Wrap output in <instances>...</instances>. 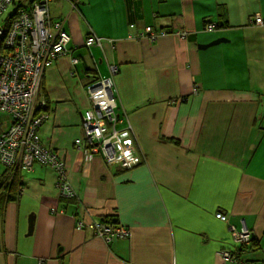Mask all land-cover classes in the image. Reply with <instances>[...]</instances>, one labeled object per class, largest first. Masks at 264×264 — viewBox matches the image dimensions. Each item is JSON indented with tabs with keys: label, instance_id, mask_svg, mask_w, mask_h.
I'll list each match as a JSON object with an SVG mask.
<instances>
[{
	"label": "crops",
	"instance_id": "obj_1",
	"mask_svg": "<svg viewBox=\"0 0 264 264\" xmlns=\"http://www.w3.org/2000/svg\"><path fill=\"white\" fill-rule=\"evenodd\" d=\"M72 1L50 4L71 40L43 75L40 135L75 197L60 195L51 167L0 166V183L16 177L22 189L0 205V264H232L223 253L240 258L243 225L252 239L241 258L264 262V24L253 22L264 0ZM149 26L164 34L151 42ZM91 35L100 42L87 46ZM108 77L116 127L140 159L131 169L87 159L75 143L87 86ZM105 219L129 237L89 227Z\"/></svg>",
	"mask_w": 264,
	"mask_h": 264
},
{
	"label": "built area",
	"instance_id": "obj_2",
	"mask_svg": "<svg viewBox=\"0 0 264 264\" xmlns=\"http://www.w3.org/2000/svg\"><path fill=\"white\" fill-rule=\"evenodd\" d=\"M52 0H0V112L11 117L10 126L0 133V166L11 174L17 170L29 171L34 163L51 167L58 174L57 187L65 198L75 197L67 183L65 165L55 151L43 146L40 129L48 116L42 110L46 102L41 100V86L45 69L59 56L68 52L70 34L64 22L53 21L49 15ZM11 9V10H10ZM253 22L263 25L259 15ZM216 28L206 26L207 31ZM164 33L146 28V36L154 42ZM184 34L183 36H185ZM97 37H89L87 46L99 43ZM73 64L78 60L74 58ZM115 72L116 69L112 68ZM113 78L96 79L87 86L91 108L83 115V137L75 140L87 159L102 155L111 167L131 169L140 163L135 155V140L127 130L117 129L119 117L115 113L116 99L113 95ZM22 189L19 190L21 195ZM223 222L227 217L216 216ZM84 224L79 222L78 229ZM95 233L111 240L113 237H129L130 233L119 224L98 221L89 225ZM234 239L241 245L239 255L224 252L225 262L232 264H264L242 259L243 247L250 244V230L243 225L234 232ZM241 249V250H240Z\"/></svg>",
	"mask_w": 264,
	"mask_h": 264
},
{
	"label": "trees",
	"instance_id": "obj_3",
	"mask_svg": "<svg viewBox=\"0 0 264 264\" xmlns=\"http://www.w3.org/2000/svg\"><path fill=\"white\" fill-rule=\"evenodd\" d=\"M54 0H52V1H50V3H49V15H50V17H51V13H50V4L53 2ZM72 6L73 7H76L77 8V6L78 5H80V1L79 0H73L72 1ZM51 20H53V21H59V22H64L63 20H56V19H53L52 17H51ZM64 26H65V23H64ZM131 27H133V26H131ZM149 27H151L156 33H160V32H158L157 30H155L152 26H149ZM65 28V27H64ZM147 28V27H146ZM146 30V29H145ZM68 32V31H67ZM89 37H96L95 35H91V36H89ZM88 37V38H89ZM87 38V39H88ZM96 44V43H95ZM94 44V45H95ZM93 46V45H92ZM2 125H5V124H0V133L1 132H3L5 129H7V128H3V126ZM43 144V143H42ZM44 146V145H43ZM45 147V146H44ZM21 188H18V185H16V177H14V179L12 180V181H4V182H2V184L0 183V205L1 204H4L5 202H12V201H15V200H17L18 199V197L20 196L19 195V190H20ZM103 221H108V220H103ZM116 221L117 220H115V221H108L109 223L111 222V223H113V224H117L116 223ZM257 243L255 242V241H253L252 240V244H251V247H249L247 250H248V252H249V254L252 252V253H254L255 251H257L258 250V248H257ZM243 248H246V247H243ZM238 250H239V248H238ZM241 250V249H240Z\"/></svg>",
	"mask_w": 264,
	"mask_h": 264
},
{
	"label": "rangeland",
	"instance_id": "obj_4",
	"mask_svg": "<svg viewBox=\"0 0 264 264\" xmlns=\"http://www.w3.org/2000/svg\"><path fill=\"white\" fill-rule=\"evenodd\" d=\"M52 9V8H51ZM11 10V9H10ZM66 54V53H65ZM64 55V54H63ZM11 117L10 115L4 113V112H0V124H6L8 122V120H10ZM1 169V168H0ZM24 175H27V173H25Z\"/></svg>",
	"mask_w": 264,
	"mask_h": 264
},
{
	"label": "water",
	"instance_id": "obj_5",
	"mask_svg": "<svg viewBox=\"0 0 264 264\" xmlns=\"http://www.w3.org/2000/svg\"><path fill=\"white\" fill-rule=\"evenodd\" d=\"M33 220L31 219L30 221H29V234L31 235L32 234V232H33Z\"/></svg>",
	"mask_w": 264,
	"mask_h": 264
}]
</instances>
